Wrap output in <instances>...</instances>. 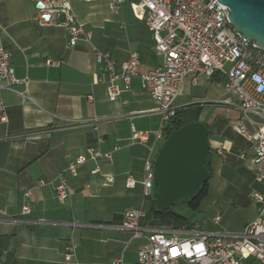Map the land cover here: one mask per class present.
I'll use <instances>...</instances> for the list:
<instances>
[{
    "label": "crops",
    "instance_id": "1",
    "mask_svg": "<svg viewBox=\"0 0 264 264\" xmlns=\"http://www.w3.org/2000/svg\"><path fill=\"white\" fill-rule=\"evenodd\" d=\"M68 1L90 34L88 41L83 35L74 46L69 45L64 26L38 25L31 0H0L5 46L16 76L27 79V85L16 87L29 96L6 89L0 92L7 115V121L0 120V262L111 264L121 258L139 264L138 251L147 240L133 237L121 222L127 208L144 206L146 215L150 212L153 194L146 201L144 169L147 162L154 163L166 135H157L159 103L142 89L139 77L116 99H109L108 77L94 50L109 52L117 71L132 53L138 54L140 72L159 65L161 57L152 33L134 10L139 0H125L118 13L110 11L106 0ZM178 99V105L207 100L200 105L202 122L206 108L227 109L222 121L215 119L213 127H208L211 176L256 179L252 139L234 126L242 125L253 134L257 124L242 115L238 97L225 89L224 78L202 75L196 84L187 79ZM133 126L148 132L145 142L133 138ZM89 149L111 157L89 159L73 176L69 163L80 154L88 155ZM97 166L99 172L92 173ZM60 176L69 185L64 201L55 191ZM128 178L135 181L133 186L127 185ZM39 180L45 184L38 185ZM24 205L29 206L27 213ZM259 213L264 214L260 202L253 217L225 231L199 228L200 222L190 221L196 231L235 233ZM71 245L72 258L66 260ZM247 263L260 264L253 259ZM179 264L188 263L181 260Z\"/></svg>",
    "mask_w": 264,
    "mask_h": 264
},
{
    "label": "built area",
    "instance_id": "2",
    "mask_svg": "<svg viewBox=\"0 0 264 264\" xmlns=\"http://www.w3.org/2000/svg\"><path fill=\"white\" fill-rule=\"evenodd\" d=\"M35 8L38 25L58 23L64 26L68 43L74 46L86 34L68 0H31ZM90 2L92 0H83ZM112 13H118L125 0H106ZM134 10L140 16L155 41V50L161 57L156 67L139 71L137 53L124 60L119 71L116 61L109 52L95 49L96 61L106 72L108 97L114 100L122 89L129 87L133 78L141 79V87L158 101L161 114L158 136L165 135L170 120L181 108L191 104L203 105L205 99L178 105L177 97L187 79L192 84L199 76L212 78L215 74L224 78L225 89L238 97V108L242 115L257 124V130L249 134L242 125H235L241 135L252 139L253 162L256 179L264 182V50L237 32L228 17L227 7L218 0H139ZM7 35L0 23V92L12 90L29 99L26 90H18L17 85L26 78H18L11 62V53L5 46ZM121 83L124 85L122 87ZM0 120L7 121L4 103L0 97ZM133 138L145 142L149 134L132 127ZM99 157L110 158V153L101 154L94 149L80 154L68 165V171L76 176L78 166L87 160ZM154 163L147 162L144 169V197L150 198L155 187ZM97 166L92 173L99 172ZM135 181L127 179V185ZM45 182L38 181L42 186ZM56 196L64 201L69 195V185L60 176L55 183ZM254 198L264 205V196L255 193ZM23 212L29 206H23ZM144 206L130 207L124 211L121 227L132 232L135 238H145L138 251L139 264H248L253 259L264 264V217L262 213L247 222L239 232L219 233L190 229L154 228L144 224ZM216 215L214 221L218 222ZM74 246L68 247L66 260L72 258ZM1 264V262H0ZM111 264H129L116 258Z\"/></svg>",
    "mask_w": 264,
    "mask_h": 264
},
{
    "label": "water",
    "instance_id": "3",
    "mask_svg": "<svg viewBox=\"0 0 264 264\" xmlns=\"http://www.w3.org/2000/svg\"><path fill=\"white\" fill-rule=\"evenodd\" d=\"M227 7L233 28L264 50V0H218ZM208 126L188 121L165 138L154 160V202L163 211L185 199H195L210 179Z\"/></svg>",
    "mask_w": 264,
    "mask_h": 264
},
{
    "label": "rangeland",
    "instance_id": "4",
    "mask_svg": "<svg viewBox=\"0 0 264 264\" xmlns=\"http://www.w3.org/2000/svg\"><path fill=\"white\" fill-rule=\"evenodd\" d=\"M127 6L128 3L123 8H127ZM179 99L184 100L185 98L180 97ZM179 99L176 103L179 102ZM226 114L227 109L223 106L206 108L204 123L211 128L215 119L220 122L226 117ZM206 189V192L202 193L199 198L198 208L191 205H174L173 208L186 219L200 222L199 228L208 226L221 231L235 229L245 220L253 217L258 206V201L254 198L255 192L264 196V182L258 181L250 175L241 178L229 177L226 174L219 177L213 175L207 182ZM153 191L155 194V188ZM146 199L149 201L148 198ZM216 215L220 216L217 223L213 220ZM144 221L163 228L184 229L186 227L178 220L154 219L149 215Z\"/></svg>",
    "mask_w": 264,
    "mask_h": 264
},
{
    "label": "trees",
    "instance_id": "5",
    "mask_svg": "<svg viewBox=\"0 0 264 264\" xmlns=\"http://www.w3.org/2000/svg\"><path fill=\"white\" fill-rule=\"evenodd\" d=\"M201 111H202V107L199 104H191L187 107L181 108L177 111L176 115L170 120V122L167 124V127L165 129V135L167 136L172 130L180 127L181 125H183L184 123L188 122V121H198L200 120V115H201ZM208 168L210 171V176H211V167H210V156H209V160H208ZM206 187H207V183L206 186L204 188V190L202 191V193L206 192ZM156 193V191H155ZM202 193L196 197L195 199L189 200V199H185V200H181L177 203H175L174 205H191L194 206L195 208L199 207V198L202 195ZM154 196L155 194H153L151 201V209L149 214L147 213L146 218L149 216L153 217L154 219H160V220H178L180 222H182L183 224L186 225V229H190L192 228V224L191 221L186 219L184 216L180 215V213L176 212L175 209L173 208V206L167 208L166 210L163 211H159L157 210L156 206H155V202H154Z\"/></svg>",
    "mask_w": 264,
    "mask_h": 264
}]
</instances>
